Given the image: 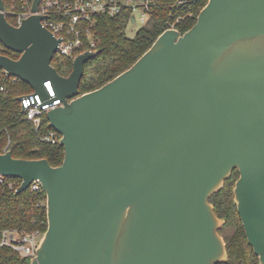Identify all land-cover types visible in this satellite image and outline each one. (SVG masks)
<instances>
[{"label": "water", "instance_id": "obj_1", "mask_svg": "<svg viewBox=\"0 0 264 264\" xmlns=\"http://www.w3.org/2000/svg\"><path fill=\"white\" fill-rule=\"evenodd\" d=\"M40 2L17 25L0 0V40L21 53H0V67L44 99L51 79L63 101L47 111L61 164L0 152V173L22 179L16 192L39 181L47 194L31 264L225 261L224 219L210 198L235 168V202L264 264V0H208L190 29H165L129 68L83 93L100 49L61 75L52 63L60 38Z\"/></svg>", "mask_w": 264, "mask_h": 264}, {"label": "trees", "instance_id": "obj_2", "mask_svg": "<svg viewBox=\"0 0 264 264\" xmlns=\"http://www.w3.org/2000/svg\"><path fill=\"white\" fill-rule=\"evenodd\" d=\"M33 0H4L8 20L17 24L18 13L27 11ZM208 0H161L153 6L147 22L140 26L134 36H128L126 27L131 21V10L123 8L111 15L96 16L94 30L100 51L86 63L81 80V93L100 87L119 73L129 68L167 28L174 24L181 32L190 29L197 21L200 10ZM0 53L14 58L20 52L6 47L0 40ZM74 57L57 54L52 63L61 75L67 76L73 69ZM8 90L0 92V152L12 150L15 157L47 158L52 165H59L65 157V148L59 142L51 143L43 135L52 126L47 113L37 127L23 111L19 97L29 93L33 87L21 78L13 80L5 76ZM240 172L235 168L225 179L223 187L213 193L210 201L217 215L224 219L219 231L227 243L228 258L216 264H261L259 256L249 243L237 204L234 188ZM7 179V177H6ZM10 179V178H9ZM11 179L22 180L19 177ZM48 228L47 194L41 188L31 187L16 192L8 185V179L0 182V240L4 229L44 232ZM30 256H22L8 245H0V264H31Z\"/></svg>", "mask_w": 264, "mask_h": 264}, {"label": "built area", "instance_id": "obj_3", "mask_svg": "<svg viewBox=\"0 0 264 264\" xmlns=\"http://www.w3.org/2000/svg\"><path fill=\"white\" fill-rule=\"evenodd\" d=\"M161 0H127L125 3L114 0H41L38 13L44 15L42 23L50 29L60 41L57 46V54L70 55L74 58L79 53L86 49L94 50L97 48V35L94 30L96 16L102 13L114 15L123 8H129L132 14H135V22L145 24L149 18L154 5ZM180 1V0H179ZM33 2V1H32ZM31 6L27 11L18 13L17 25L22 20L32 13ZM131 19V18H130ZM171 27H175L171 24ZM8 76L6 71L0 67V92L8 90V81L5 78ZM13 80L19 77L12 75ZM51 98L44 99L40 93H34L32 90L29 93L21 95V106L25 110L26 116L33 121L37 127L43 122V116L48 110L61 105L62 98L57 96L52 80L45 81ZM61 133L55 128H51L43 135V139L51 142H60ZM8 179V185L17 189L21 184L14 176H5L0 173V182H5ZM10 178V179H9ZM28 187L33 190L41 189V183L34 181ZM44 232L35 231H20L17 229H4L0 245H8L15 249L22 256H36L37 248L40 245Z\"/></svg>", "mask_w": 264, "mask_h": 264}, {"label": "rangeland", "instance_id": "obj_4", "mask_svg": "<svg viewBox=\"0 0 264 264\" xmlns=\"http://www.w3.org/2000/svg\"><path fill=\"white\" fill-rule=\"evenodd\" d=\"M114 1H121L122 3H125L127 0H114ZM140 23H129L126 27V33L128 36H134L137 32V30L140 28Z\"/></svg>", "mask_w": 264, "mask_h": 264}]
</instances>
